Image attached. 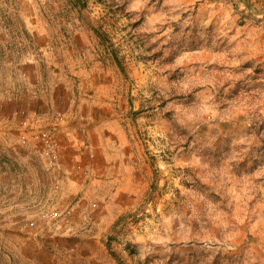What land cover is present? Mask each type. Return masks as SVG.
Wrapping results in <instances>:
<instances>
[{"label":"rangeland","instance_id":"obj_1","mask_svg":"<svg viewBox=\"0 0 264 264\" xmlns=\"http://www.w3.org/2000/svg\"><path fill=\"white\" fill-rule=\"evenodd\" d=\"M5 32V73L34 57L66 79L56 119L95 126L116 173L69 193L60 156L20 142L51 185L0 234V264H264V0H0Z\"/></svg>","mask_w":264,"mask_h":264},{"label":"crops","instance_id":"obj_2","mask_svg":"<svg viewBox=\"0 0 264 264\" xmlns=\"http://www.w3.org/2000/svg\"><path fill=\"white\" fill-rule=\"evenodd\" d=\"M7 44L9 37L5 32L3 37L0 36L1 235L9 233L11 221L18 219L19 215L29 213L31 209H38V205L43 202L41 200L49 196L48 188L51 185L49 171L41 163L38 153L32 151V146L20 144V132L17 128L23 113L37 116L41 121L38 125L51 126L56 130L60 142L59 161L63 170L61 173L66 174L64 184L69 193L72 189L92 186L96 182L111 181L113 173H116L110 170L111 161L104 159L100 155L101 150L94 144L97 143L95 126L89 122L81 124L79 120L71 123L69 119L66 122L56 119V112L66 114L70 110L68 81L55 75L58 74L54 73L55 71L50 73L40 59L34 57H27L21 64L17 63L18 71L21 75L24 74V79L19 81L13 78L12 72L5 73L2 68L9 60ZM13 92L19 93V96L12 98L9 93ZM72 117L76 118L75 115ZM83 139L92 141L95 147L90 170L87 167L91 160L90 155L78 150L84 143Z\"/></svg>","mask_w":264,"mask_h":264},{"label":"built area","instance_id":"obj_3","mask_svg":"<svg viewBox=\"0 0 264 264\" xmlns=\"http://www.w3.org/2000/svg\"><path fill=\"white\" fill-rule=\"evenodd\" d=\"M24 124V129H26V122ZM28 132L23 130L20 132V142L23 144H26L31 141L37 142L41 147V152L44 157H46L51 163H56L60 156V146L59 143L51 131L47 129H27ZM82 148L89 151L91 150L90 147H88L85 144H82ZM59 185L57 184L56 187ZM63 212L68 214L70 210L66 211H60L57 209L51 210V209H45L41 212L42 219H50L54 220L59 218ZM25 227L34 228L37 226V221L35 219H27V221L24 223Z\"/></svg>","mask_w":264,"mask_h":264}]
</instances>
